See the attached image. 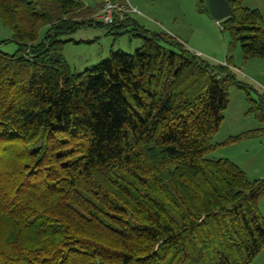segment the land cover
<instances>
[{"label": "trees", "instance_id": "obj_1", "mask_svg": "<svg viewBox=\"0 0 264 264\" xmlns=\"http://www.w3.org/2000/svg\"><path fill=\"white\" fill-rule=\"evenodd\" d=\"M229 56L213 63L166 32L107 27L74 0H0V264H252L264 250V179L210 159L232 71L264 60V17L228 0ZM199 11L208 14L204 0ZM142 46L82 72L64 37L86 27ZM46 29L42 36V32ZM125 29V30H124ZM14 42L11 54L3 44ZM232 68V69H231ZM249 95V93H248ZM250 98V95H249ZM264 122V98L251 99Z\"/></svg>", "mask_w": 264, "mask_h": 264}, {"label": "rangeland", "instance_id": "obj_2", "mask_svg": "<svg viewBox=\"0 0 264 264\" xmlns=\"http://www.w3.org/2000/svg\"><path fill=\"white\" fill-rule=\"evenodd\" d=\"M140 1L144 3L143 8L151 12L146 13L141 10L143 15L135 13L134 15L141 18L148 28L174 36L194 53L202 51L205 54L198 55L210 62L224 63L227 60L231 41L230 36L223 32L221 22H216L212 20L209 14L199 11L198 0ZM243 7L258 10L264 17V0H244ZM151 20L155 23L152 24ZM148 23L150 26L147 25ZM156 23L164 28L159 27ZM133 29L134 26L128 27L126 31H123L126 33L121 36L111 35L107 27L79 29L75 33L64 37L65 40H73V42H69L64 46L65 59L73 71L82 72L89 67L106 61L112 50L134 54L142 46V40L134 36ZM45 31L46 29L42 32V36ZM11 37L12 31L0 19V42ZM2 50L13 54L18 50V45L14 42H7L3 44ZM233 56L234 61L235 56L238 57V62L244 59L240 45L235 47ZM238 62H236L238 72L231 69L241 79L242 83H246L244 84L247 89L242 90L231 87L230 105L225 112L222 127L213 139V144L220 145L232 137L244 134L250 133L251 136L236 143L218 146L209 158H231L232 162L238 164L245 171L250 181L263 180L264 122L259 120L256 114L250 112L252 107L250 98L260 101V91L264 90V87H260L255 79L253 81V79L246 77L244 75L246 74L245 71L239 68L241 64ZM260 210L264 218V198L260 203ZM252 264H264V250Z\"/></svg>", "mask_w": 264, "mask_h": 264}, {"label": "crops", "instance_id": "obj_3", "mask_svg": "<svg viewBox=\"0 0 264 264\" xmlns=\"http://www.w3.org/2000/svg\"><path fill=\"white\" fill-rule=\"evenodd\" d=\"M74 1H80L84 4V7L86 9H89L91 11L94 12V14H96L101 6H102V1L101 0H74ZM129 3L130 5L137 11L135 14H139V15H143V11H145L146 13H150L151 11L147 10L146 8H143L144 7V3L140 0H129ZM130 19L132 21V23H135L137 26L139 27H143L149 31H152V32H160V31H157L156 29L153 30L151 28H148L146 26V23L141 19V18H138L136 17V15H133L130 16ZM152 24H154L155 22L154 21H150ZM159 27L161 26L162 28H164L162 25H160L159 23H156ZM148 26H150V24L148 23L147 24ZM139 49V48H138ZM113 51V50H112ZM202 51L197 53V54H201L202 55ZM205 54V53H203ZM218 61H223V60H218ZM236 62H238V57L235 56V61H234V69H238L237 67V64ZM225 63V62H224ZM241 64V67H239L241 70L243 69L245 71L246 74H244L246 77L250 78V79H255L256 83L260 86V87H264V61L262 59H251V60H245V59H241L240 62H238ZM218 64H223L222 63H218ZM248 71H246V70ZM239 70V69H238ZM237 76V75H236ZM253 77V78H252ZM237 79L239 81H241L240 78L237 77ZM245 83V82H244ZM246 84V83H245ZM256 88V87H255ZM258 88V87H257ZM262 91H260V97L263 96L262 95ZM229 158V157H228ZM231 158H229L230 160ZM235 163V162H234ZM238 165V164H237ZM239 166V165H238ZM240 167V166H239ZM241 168V167H240ZM242 169V168H241ZM243 170V169H242Z\"/></svg>", "mask_w": 264, "mask_h": 264}, {"label": "built area", "instance_id": "obj_4", "mask_svg": "<svg viewBox=\"0 0 264 264\" xmlns=\"http://www.w3.org/2000/svg\"><path fill=\"white\" fill-rule=\"evenodd\" d=\"M102 6L95 14V19L107 27L123 23L127 15L137 11L130 5L129 0H101ZM234 69V68H233ZM238 72V69H235ZM264 89V88H263ZM264 98V90H262Z\"/></svg>", "mask_w": 264, "mask_h": 264}, {"label": "water", "instance_id": "obj_5", "mask_svg": "<svg viewBox=\"0 0 264 264\" xmlns=\"http://www.w3.org/2000/svg\"><path fill=\"white\" fill-rule=\"evenodd\" d=\"M204 3L209 16L216 22H222L232 15L228 0H204Z\"/></svg>", "mask_w": 264, "mask_h": 264}]
</instances>
